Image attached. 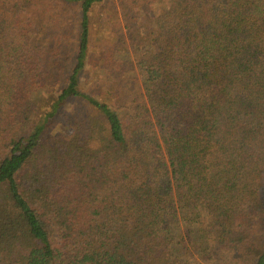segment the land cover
Returning <instances> with one entry per match:
<instances>
[{
    "label": "trees",
    "instance_id": "trees-1",
    "mask_svg": "<svg viewBox=\"0 0 264 264\" xmlns=\"http://www.w3.org/2000/svg\"><path fill=\"white\" fill-rule=\"evenodd\" d=\"M0 264H264V0H0Z\"/></svg>",
    "mask_w": 264,
    "mask_h": 264
},
{
    "label": "rangeland",
    "instance_id": "rangeland-1",
    "mask_svg": "<svg viewBox=\"0 0 264 264\" xmlns=\"http://www.w3.org/2000/svg\"><path fill=\"white\" fill-rule=\"evenodd\" d=\"M87 72L88 73L84 77V81L87 80L90 82H97L98 76L95 75L93 67H91ZM133 74L136 75L135 72H133ZM134 75H132V76L134 77ZM139 81H140V77H139ZM136 82L138 83V80L134 81V84H132L135 87V89L128 91V92H132L133 96H135L138 93L137 92L138 86H137ZM116 100L118 102H120L119 98H116ZM51 127L53 128L52 131L50 130L49 133L45 136V138L41 142L40 150H39L40 156L48 154L55 146L54 136H57L60 131H59L58 127H53V126H51ZM179 252L181 253L182 256H184V258H186L187 262H189V263L196 262L197 257H195L190 251L184 252L182 250H179Z\"/></svg>",
    "mask_w": 264,
    "mask_h": 264
}]
</instances>
